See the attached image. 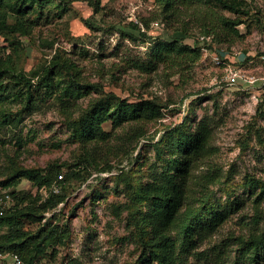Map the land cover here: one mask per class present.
I'll return each mask as SVG.
<instances>
[{
	"label": "rangeland",
	"instance_id": "374dc122",
	"mask_svg": "<svg viewBox=\"0 0 264 264\" xmlns=\"http://www.w3.org/2000/svg\"><path fill=\"white\" fill-rule=\"evenodd\" d=\"M246 3L249 14H240L245 20L238 25L242 35L219 42L211 34V39L218 47L246 53L245 60L234 59L231 65L262 78L264 0ZM27 5L29 33L0 32V57L14 73L59 59L60 91L47 105L25 109L20 84L5 78L9 82L0 89V111L23 117L18 128L3 130L0 180L23 169L54 165L80 173L64 185L65 200L57 207L40 210L38 219H24L30 233L57 225L65 233L62 242L49 245L33 264H141L152 232L141 219L149 201L137 199L134 191L166 166H175L178 139L172 130L189 133L201 121L210 127L211 137L187 177L188 201L196 208L207 200L217 202L230 213L179 264H216L217 253L223 264H235L243 253L241 239L264 231V194L258 198L264 185V83L221 84L223 66L205 53L194 61L176 53L166 62L152 56L157 41L179 38L182 29L195 37L204 34L203 17L213 6L179 5L171 14L157 0H29ZM9 20L14 23L16 16ZM67 86L74 92L64 90ZM123 98L153 100L159 112L118 127L108 121L106 139L87 140L80 118L95 103ZM18 179L11 189L20 193L39 191L46 197L53 192L37 189L25 176ZM5 231L0 226V233ZM8 253L1 252L0 264H15Z\"/></svg>",
	"mask_w": 264,
	"mask_h": 264
},
{
	"label": "trees",
	"instance_id": "16d2710c",
	"mask_svg": "<svg viewBox=\"0 0 264 264\" xmlns=\"http://www.w3.org/2000/svg\"><path fill=\"white\" fill-rule=\"evenodd\" d=\"M28 1L0 0V32L17 35L29 33L30 26L25 19L26 8L29 6L26 7ZM65 1L68 2V0ZM157 1L162 4L163 9L171 14L179 10V5L192 7L203 2L210 4L213 7H210L203 17V22L207 24L204 26V35L214 34L215 40L219 42L242 35L238 25L242 24L245 19H242L240 14H249V9H246V0ZM44 2L53 3L54 0H44ZM42 3L39 2L40 7H43ZM217 7L232 11L238 17L232 18L221 13L218 14L215 9ZM11 15L16 16L14 23L9 20ZM178 32L181 33L179 38L176 37L171 41L164 39L157 41L155 50L152 52L155 60L172 61L170 60L172 53H176L178 58L186 56L193 61L201 56L199 37L189 35L187 29ZM190 38L194 39L193 42H186V39ZM59 65H61L59 59H46L28 71L21 69L14 73L12 68L0 57V89L4 91L2 85L9 82L5 78L13 77L21 86V102L24 103V108L38 109L47 105L60 91ZM79 87L82 86L79 85ZM72 88L74 87L67 86L64 90ZM159 108L156 102L146 99L129 101L123 98L113 104L98 102L80 118L79 124L87 140L106 139L109 136V131L104 128L106 122L111 121L113 126L118 127L128 120L152 118L159 112ZM22 117L20 114L11 116L6 111H0V141L5 133L3 130L9 126L18 128ZM172 133H177L178 139L176 140V150L179 155L174 159L175 166H166L160 175L141 186L139 190L134 191L137 199L143 198L149 201V210L141 219L150 226L152 232L149 242L145 245V254L142 256L141 264H149L151 261L157 262V264H179L184 259V254L194 250L199 240H204L217 231L226 222L230 213V210L217 202L209 204L207 200L201 204V207L196 208L188 201L187 177L191 173L193 163L208 149L211 137V129L208 124L201 121L192 132L188 133L180 128H174ZM60 174L64 175L63 179H59ZM79 174L73 169L64 172L61 165H54L47 169H23L15 175L0 180V190L10 189L13 198H17V201L0 215V226L6 227V231L0 233V253L13 251L22 257V264H33L35 257L44 253L49 245L62 242L65 233L60 230V226H53L51 229L42 227L37 232L30 233L24 227V219H38L40 210H52L57 207L60 202L65 200L62 195L64 185L69 179ZM18 176L30 179L37 189L51 188L58 181L61 191L51 192L46 197H43L38 190L37 193H20L16 189H11L18 182ZM262 194H264V185L261 188V194L258 195L259 199ZM23 204L25 205L23 206ZM174 230H176V234L173 233ZM240 243L243 253L235 264H263L264 231L251 233L248 238L241 239ZM223 259V255L217 253L215 263L223 264Z\"/></svg>",
	"mask_w": 264,
	"mask_h": 264
},
{
	"label": "built area",
	"instance_id": "2783aa9c",
	"mask_svg": "<svg viewBox=\"0 0 264 264\" xmlns=\"http://www.w3.org/2000/svg\"><path fill=\"white\" fill-rule=\"evenodd\" d=\"M199 46L201 47L202 55L205 53L206 55H210L212 57L213 62L218 66H223L224 71L219 79L221 84L226 85H236L237 83L242 84H253L257 82L259 79L264 83V76L262 78H256L252 75H249L243 68L235 67L231 65L232 60L242 61L247 58L246 53L243 51H231L229 48L225 49L223 47L216 46L212 39L211 35H200L199 37ZM63 174L59 175V179H63ZM51 189L53 192H60L61 185L57 181L52 186ZM11 203H14V198L10 189H1L0 190V215L3 214L7 207H10ZM1 254V253H0ZM13 257V261L15 264H22V257L15 252H9Z\"/></svg>",
	"mask_w": 264,
	"mask_h": 264
}]
</instances>
